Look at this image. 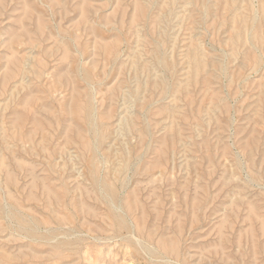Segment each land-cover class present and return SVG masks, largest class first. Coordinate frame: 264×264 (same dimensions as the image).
Returning <instances> with one entry per match:
<instances>
[{"label": "rangeland", "instance_id": "374dc122", "mask_svg": "<svg viewBox=\"0 0 264 264\" xmlns=\"http://www.w3.org/2000/svg\"><path fill=\"white\" fill-rule=\"evenodd\" d=\"M0 264H264V0H0Z\"/></svg>", "mask_w": 264, "mask_h": 264}, {"label": "bare ground", "instance_id": "6f19581e", "mask_svg": "<svg viewBox=\"0 0 264 264\" xmlns=\"http://www.w3.org/2000/svg\"><path fill=\"white\" fill-rule=\"evenodd\" d=\"M240 35H238V37H239ZM237 37V38H238ZM191 59H192V62H193V64H194V69L195 70H198L199 68H200V66H201V63H200V61H199V59H198V57H197V55L196 54H192L191 55ZM89 86V85H88ZM96 95V94H95ZM93 98V97H92ZM75 101V100H74ZM27 101L25 100V103H26ZM76 102V101H75ZM73 102L74 104H72V105H70V107H69V109H68V113L73 117V118H80V116H82L83 118H84V120H86L87 122H89L90 121V118H91V115H90V112H89V109H88V107L87 106H84V105H81L80 103H78V102ZM93 102V101H92ZM95 105V104H94ZM94 113V112H93ZM21 116H16L15 117V120H14V123L16 124V125H18L19 123H20V121H22V117L20 118ZM33 117V116H32ZM34 124H36L35 126H34V128H36V127H38L39 125L37 124V123H35V122H33V125ZM14 136H16L15 135V133H14ZM90 136V135H89ZM94 140H91V141H84V140H80L81 142H80V146H81V148H82V150L83 151H85V152H91L92 151V149L94 148V147H96V144H97V141H98V139L100 138V135L98 134V133H95V135H94ZM95 150V149H94ZM46 152V151H45ZM99 158H100V156H98ZM3 161H5V160H3ZM21 161V160H20ZM21 164V163H20ZM6 166V165H5ZM33 169V168H32ZM31 178H32V181L34 182V181H36L37 180V178H36V176H34L32 173H31ZM10 180L12 179V176L10 175L9 177H8ZM91 181L93 182V186L94 187H96V188H98L99 189V191L102 193V194H104L105 195V197H107L108 199H109V201H110V203L112 204L113 202H115V197H116V195H115V193H114V191H113V189H112V187H111V185L108 183V181L107 180H105L104 178H100L99 176H98V173L96 172V171H92V173H91ZM31 186V185H30ZM33 188V187H32ZM28 191V190H27ZM41 191H42V194L44 193L46 196H49L50 195V193H51V189H50V187L46 184V183H44L43 181L41 182ZM90 193V192H89ZM32 196V195H31ZM59 197H57L56 195H54L53 196V199L54 200H56V201H58L59 199H58ZM106 198V199H107ZM13 200H14V198H13ZM113 206V205H112ZM113 208V210H114V207H112ZM128 208H129V210H132V205H128ZM71 210V209H70ZM117 210V209H116ZM115 211V210H114ZM113 212V211H112ZM116 214V213H115ZM28 222H30V220L28 221ZM128 222V221H127ZM28 224V225H27ZM27 224H25V227L27 228V229H25V230H27L26 232H27V235L28 236H30L31 237V239L32 240H37L35 237V226H34V224H30V223H27ZM115 224H116V227H117V229H123L124 228V222L121 220V219H117L116 220V222H115ZM27 225V226H26ZM159 245H160V248L162 249V250H164V251H167V250H169L170 252H174L175 251V245H174V243H166V242H159ZM150 247V246H149ZM154 253H152V255H153ZM180 258H181V256H180Z\"/></svg>", "mask_w": 264, "mask_h": 264}]
</instances>
